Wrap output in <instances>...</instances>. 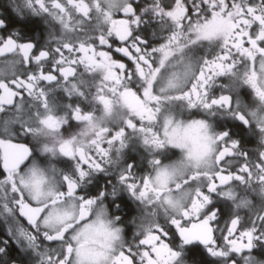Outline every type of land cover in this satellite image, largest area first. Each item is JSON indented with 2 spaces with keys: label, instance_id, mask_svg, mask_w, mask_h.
<instances>
[{
  "label": "flooded vegetation",
  "instance_id": "1",
  "mask_svg": "<svg viewBox=\"0 0 264 264\" xmlns=\"http://www.w3.org/2000/svg\"><path fill=\"white\" fill-rule=\"evenodd\" d=\"M0 264H264V0H0Z\"/></svg>",
  "mask_w": 264,
  "mask_h": 264
}]
</instances>
